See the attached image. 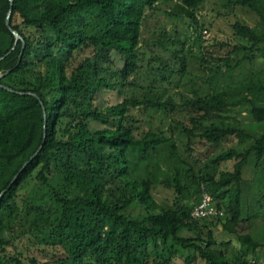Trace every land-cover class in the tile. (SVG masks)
I'll list each match as a JSON object with an SVG mask.
<instances>
[{"label": "trees", "instance_id": "obj_1", "mask_svg": "<svg viewBox=\"0 0 264 264\" xmlns=\"http://www.w3.org/2000/svg\"><path fill=\"white\" fill-rule=\"evenodd\" d=\"M157 1L13 0L10 26L22 37V49L5 26L9 2L0 0V73L9 71L0 85L14 91L0 87V195L5 191L0 197V264H169L174 246L194 252L205 264H257L264 233L250 231L258 213L248 210L261 208L264 174L256 172L251 181L245 179L244 169L264 165V68L259 76L179 105L155 85L140 97H126V87H138L130 77L141 68V24ZM169 1L192 13L195 31L202 29L195 14L204 0ZM229 5L252 13L256 23L234 21L232 36L245 44L229 47L225 56L209 54L220 73L255 52L264 58V0H228ZM161 36L157 45L181 63L182 77V51L166 46L175 38L165 30ZM228 44L222 41L218 50ZM238 52L245 55L233 65ZM112 54L121 61L120 67ZM151 62L160 67L147 68L146 76L170 73L159 58ZM103 93L122 99L102 106ZM131 109L180 113L172 121L187 137L188 149L198 153L200 168L180 159L171 138L139 130L141 123ZM233 111L245 112L263 133L253 134L231 115ZM231 138L237 147L218 150ZM42 143L38 155L11 184ZM164 147L174 174L160 183L171 195L162 205L153 194L158 184L150 160ZM255 182L256 195L249 204L244 199ZM35 188L42 197L28 203ZM203 191L224 210V217H190ZM20 200L29 211L21 218V238L30 237L35 254L20 252L3 236L1 214ZM133 206L143 213L131 217L127 212ZM218 225L236 239L238 257L230 259L211 248L212 228L205 235L203 231ZM184 230L196 233L182 236Z\"/></svg>", "mask_w": 264, "mask_h": 264}, {"label": "rangeland", "instance_id": "obj_2", "mask_svg": "<svg viewBox=\"0 0 264 264\" xmlns=\"http://www.w3.org/2000/svg\"><path fill=\"white\" fill-rule=\"evenodd\" d=\"M228 0H204L198 12L195 14L196 20L202 24L201 30H194L192 23V13L187 12V9L181 6L178 2L169 0H158L155 5V10L146 11L145 17L141 24L140 34V69L135 76L130 77L138 87H126L124 89L126 97H140L142 91L149 86L155 85L156 90H166V97H170L172 102L176 105L183 103L187 98H194L197 96H207L215 90H219L226 84H232L244 81L253 76H259L264 68V58L261 53L255 52L254 55L238 66H234L230 71H215L216 63L209 59V54L213 56H225L227 52L233 47L240 44H245L244 41L232 36L231 25L236 20H241L250 26L256 23L255 15L248 11L238 8L236 6H226ZM191 25V26H189ZM165 32L175 38L172 43H166L182 51L184 55L183 76H180L181 63L174 58L164 48L157 45L158 40L162 39L161 31ZM206 30L208 35H204ZM204 37V38H203ZM222 41H227L229 44L226 48L218 50V44ZM145 47L143 48V45ZM114 63L119 67L122 65L121 61L116 54H112ZM245 55V52H238L234 55L233 65L236 60ZM159 58L162 62L170 68V73L164 74V77L156 75L152 78L146 76L147 68L160 67L157 63L151 62V59ZM202 58V59H201ZM150 63V66L148 65ZM148 75V74H147ZM152 80L155 82L152 83ZM102 106L104 103H118L122 97L112 93H103ZM135 118L140 121L139 130H150L160 136L171 138L177 155L180 159L194 168H200L202 162L198 161V153L188 149L187 137L179 129L172 118L178 120L181 114L171 116L163 110H132ZM232 116L236 115V111L231 113ZM237 120L243 125H248L252 129L253 134L258 135L263 133V128L256 127L255 124L248 118L245 112L236 115ZM237 141L231 138L228 143H224L218 150H224L229 147H235ZM239 145V144H238ZM237 145V146H238ZM236 146V147H237ZM168 147L159 148L157 152L151 154L150 164L153 169L157 186L153 191L157 203L165 205L170 202L171 195L169 190L160 184L163 181L171 180L174 174V166L172 159L169 158ZM256 172L264 174V165L259 170H254L252 167L247 166L244 169V177L247 180H253L256 177ZM160 184V185H159ZM256 182L250 188L244 200L252 204V199L256 195ZM31 192V191H30ZM42 197V192L37 188L32 190L28 203L39 201ZM45 198V197H44ZM255 205L253 210H248L249 213H258L257 217L250 223V231L254 234L264 233V200L258 205ZM28 205H24L20 200L17 204L12 206V209L5 210L1 214L3 222V236L6 240L12 242V246H16L20 252L34 253L33 245L28 240L30 237H22L24 231L23 222L21 220L23 214L29 212L26 210ZM131 217H138L143 212L138 206L131 207L127 212ZM261 214V215H260ZM17 217H19L17 219ZM20 219V220H19ZM202 224V221H199ZM209 227V226H208ZM212 228V237L215 245L211 248L223 253L230 259L239 256V249L236 239L230 235L221 225L210 227L203 231V235ZM196 231L184 230L182 236H194ZM205 237V236H204ZM262 242L264 243V234L261 235ZM12 246L7 248L8 252H12ZM174 256L169 259V264H205L197 254L192 251L182 250L179 246H174ZM149 257L154 258L155 254L151 246H147ZM259 259L255 261L257 264H262L264 259V249L257 250ZM35 254V253H34Z\"/></svg>", "mask_w": 264, "mask_h": 264}, {"label": "built area", "instance_id": "obj_3", "mask_svg": "<svg viewBox=\"0 0 264 264\" xmlns=\"http://www.w3.org/2000/svg\"><path fill=\"white\" fill-rule=\"evenodd\" d=\"M203 33L204 35H208L206 30ZM224 216V210L218 209L213 203L212 197L205 191L202 192L200 201L193 207L190 213V217L195 220L221 218Z\"/></svg>", "mask_w": 264, "mask_h": 264}, {"label": "water", "instance_id": "obj_4", "mask_svg": "<svg viewBox=\"0 0 264 264\" xmlns=\"http://www.w3.org/2000/svg\"><path fill=\"white\" fill-rule=\"evenodd\" d=\"M8 2H9V11H8V13L6 15V18H5V26L11 32V34L14 36V38H15V44L20 41L22 43V49H23L24 48V41H23L22 37L16 31H14L11 28V26H10V17H11V13H12L13 0H8ZM8 73H9V71H7L5 73H0V79L2 77H4L6 74H8ZM0 87L4 88V89H6V90H8L10 92H14L13 90H11V89H9V88H7L5 86L0 85ZM18 94H22V93H19L18 92ZM25 94L30 95V96H33L36 99H39L37 97V95H35V94H32V93H25ZM44 128L46 129V126ZM45 137H46V131L44 132V138ZM42 145H43V143L41 144V146L39 147V149L35 152V154L30 158V160L27 163L24 164V166L22 167V169L20 170V172L17 174V176L13 179V181L11 182V184H13L15 182V180L17 179V177L19 176V174L25 169V167L29 164V162H31L38 155L39 151L42 148ZM3 193H5V191ZM2 194L0 195V197L2 196Z\"/></svg>", "mask_w": 264, "mask_h": 264}]
</instances>
